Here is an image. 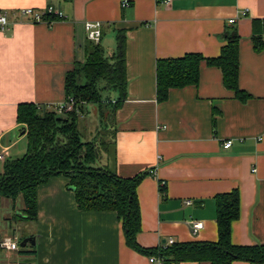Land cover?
Wrapping results in <instances>:
<instances>
[{
	"label": "crops",
	"instance_id": "crops-1",
	"mask_svg": "<svg viewBox=\"0 0 264 264\" xmlns=\"http://www.w3.org/2000/svg\"><path fill=\"white\" fill-rule=\"evenodd\" d=\"M122 1L0 0L9 22L0 31V151L9 159L23 148L26 133L20 136L22 125L16 121L19 104L65 101L64 77L84 60L86 21L102 24L100 44L105 39L112 44L111 54L115 30H125L127 97L113 118L111 167L122 178L155 171L136 189L137 243L150 249L170 238L174 243L216 242L214 197L237 190L240 214L231 223V243L264 245V51L255 52L250 40L251 20L264 19V0H126L124 8ZM26 8H52L63 18L50 25L33 23L18 13ZM230 19L235 22L229 24ZM230 28L240 37L239 87L251 99L237 101L224 88L220 70L202 64L197 87L171 90L158 103L157 60L189 53L217 57ZM110 97L113 102L116 94ZM86 112L84 122L90 106ZM225 141H231L230 148L223 149ZM36 198V220L27 223L25 236L34 237L35 245L0 250V264H150L148 256L126 246L112 212L77 208L65 177L38 186ZM0 206L14 212L22 203L18 207L0 199ZM191 221L203 224L195 235ZM4 237L10 234L0 228Z\"/></svg>",
	"mask_w": 264,
	"mask_h": 264
},
{
	"label": "trees",
	"instance_id": "trees-1",
	"mask_svg": "<svg viewBox=\"0 0 264 264\" xmlns=\"http://www.w3.org/2000/svg\"><path fill=\"white\" fill-rule=\"evenodd\" d=\"M48 18L58 19L54 15ZM101 32L102 39L103 28ZM224 40L225 45L217 57L189 53L180 58L157 60L156 101H166L171 90L197 87L200 67L205 64L220 70L224 88L231 91L237 101L248 102L251 97L238 83L240 37L236 29L230 28ZM250 40L255 52L264 51V19L251 20ZM114 42V50L107 56L100 42L95 44L87 40L83 47L84 60L66 73L64 95L65 100H74L73 111L56 114L44 105L21 103L17 106L16 121L26 133L27 150L20 158L1 162L0 171V199L12 203L20 199L22 203L18 215H14V222L35 221L38 186L52 177L63 176L68 180V187L73 188L77 208L112 212L121 223L126 246L139 254L162 258L164 264H232L235 261L264 264V245L235 246L231 243V223L240 214L237 190L214 197L216 242L164 243L150 249L137 243L141 225L136 189L149 174L146 171L122 178L111 167L115 159L113 118L127 97L126 31L115 30ZM112 93L116 94L113 102ZM91 105L97 108L99 125L106 123L107 126L94 138L86 131L85 134L81 132L79 119ZM160 192L164 194V188Z\"/></svg>",
	"mask_w": 264,
	"mask_h": 264
},
{
	"label": "built area",
	"instance_id": "built-area-1",
	"mask_svg": "<svg viewBox=\"0 0 264 264\" xmlns=\"http://www.w3.org/2000/svg\"><path fill=\"white\" fill-rule=\"evenodd\" d=\"M170 0H166V3H169ZM128 2L126 0H123L121 2V7H127ZM19 15L22 17L28 18L33 23H45V24H51L54 20L49 19V16H56L58 19L63 18L62 13L57 12L54 13L52 8H47L43 12H37L32 8H26L19 10ZM235 21L233 19H230L228 21L229 24L234 23ZM9 22H8V14L5 11H0V31L4 32L8 29ZM84 32L86 39L97 44L101 40V29L102 24L100 22H90L86 21L83 24ZM48 111H52L56 114H62V113H69L73 111L74 107V100L72 98H69L68 100H65L63 103L57 104V105H46L45 106ZM82 117V115H80ZM231 146V141H225L222 144L223 149H228ZM6 155V151H0V163L4 161ZM149 175H154V170L150 169L147 171ZM186 204H190V201H187ZM190 230L193 235L198 233L202 227L203 224L200 221H191L190 222ZM173 239L167 240V245L173 244ZM19 249L18 241L15 237H4L0 239V250L5 251H17ZM148 261L150 264H164V260L159 257L149 256Z\"/></svg>",
	"mask_w": 264,
	"mask_h": 264
},
{
	"label": "rangeland",
	"instance_id": "rangeland-1",
	"mask_svg": "<svg viewBox=\"0 0 264 264\" xmlns=\"http://www.w3.org/2000/svg\"><path fill=\"white\" fill-rule=\"evenodd\" d=\"M107 44H108V41L105 39L102 43V46H104L105 53L108 56L111 54L110 48H111L112 44L111 45H107ZM97 113L98 112H97L96 106L91 105L89 118L87 120H85V122H84V117L86 115L84 114L85 116L83 115V117H79V119L81 121H83V122H80V124L83 125L82 127H84L86 129V131H87V129L89 130V132H90L89 135L93 136V138L97 137V135H99V133H102L104 131V129L107 127L106 123L105 124L102 123L99 125V123H98L99 118H98ZM109 122H110V120H109ZM84 124H85V126H84ZM84 128H83V130H81V132H84L83 134H85ZM84 138L87 139V137H84ZM22 143H24L22 146L23 148L20 149V151L16 152L15 154L11 155L9 158L10 160L20 158L26 153L27 141L23 140ZM1 167H2V163L0 164V171H1ZM16 205L18 207H20V205H21L20 199H18L16 201ZM14 215H18V211L11 212V211L3 209V206H0V228L5 230L6 232H8V234H10V237H15L17 239L18 245H19V243L23 239H25L27 231L30 229L31 225L24 223V222H19V221L14 222L15 221V220H13ZM4 219H6L8 221V223ZM19 250H21L20 247H19Z\"/></svg>",
	"mask_w": 264,
	"mask_h": 264
},
{
	"label": "water",
	"instance_id": "water-1",
	"mask_svg": "<svg viewBox=\"0 0 264 264\" xmlns=\"http://www.w3.org/2000/svg\"><path fill=\"white\" fill-rule=\"evenodd\" d=\"M25 131H22L20 133V136L24 135ZM68 190L73 191L72 187H68ZM27 244L34 246L35 245V238L34 237H27L25 239H23L20 243H19V247L20 248H24Z\"/></svg>",
	"mask_w": 264,
	"mask_h": 264
}]
</instances>
